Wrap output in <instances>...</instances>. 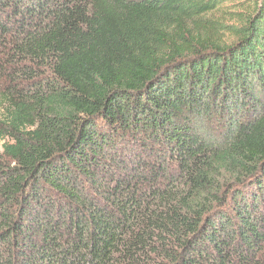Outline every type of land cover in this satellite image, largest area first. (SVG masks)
I'll use <instances>...</instances> for the list:
<instances>
[{"label":"trees","instance_id":"16d2710c","mask_svg":"<svg viewBox=\"0 0 264 264\" xmlns=\"http://www.w3.org/2000/svg\"><path fill=\"white\" fill-rule=\"evenodd\" d=\"M0 142V264H264V0H0Z\"/></svg>","mask_w":264,"mask_h":264},{"label":"rangeland","instance_id":"374dc122","mask_svg":"<svg viewBox=\"0 0 264 264\" xmlns=\"http://www.w3.org/2000/svg\"><path fill=\"white\" fill-rule=\"evenodd\" d=\"M230 40H232V38ZM1 145H2V143L0 142V152H1Z\"/></svg>","mask_w":264,"mask_h":264}]
</instances>
